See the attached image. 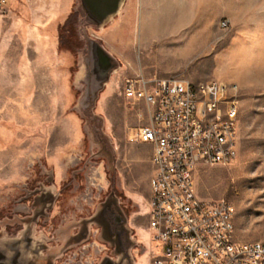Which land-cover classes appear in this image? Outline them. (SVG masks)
<instances>
[{
	"label": "rangeland",
	"instance_id": "374dc122",
	"mask_svg": "<svg viewBox=\"0 0 264 264\" xmlns=\"http://www.w3.org/2000/svg\"><path fill=\"white\" fill-rule=\"evenodd\" d=\"M177 8L188 15L182 24L156 32L152 14ZM88 38L116 62L97 96L87 88ZM139 72L238 87V155L198 165L196 191L235 205L238 240L264 241V0H125L101 28L85 23L80 0H17L0 26V236L32 230L40 264L75 254L71 264H99L108 248L115 258L104 224H94L110 203L126 210L136 264L157 254L153 147L136 139L147 110L123 93L124 78ZM97 167L101 193L87 180Z\"/></svg>",
	"mask_w": 264,
	"mask_h": 264
},
{
	"label": "built area",
	"instance_id": "2783aa9c",
	"mask_svg": "<svg viewBox=\"0 0 264 264\" xmlns=\"http://www.w3.org/2000/svg\"><path fill=\"white\" fill-rule=\"evenodd\" d=\"M15 1L0 0V26ZM123 93L147 110L136 139L153 147L149 228L159 250L151 264H264V241L236 236L235 205L202 199L195 185L198 165L238 155V87L139 72L124 78Z\"/></svg>",
	"mask_w": 264,
	"mask_h": 264
},
{
	"label": "water",
	"instance_id": "95a60500",
	"mask_svg": "<svg viewBox=\"0 0 264 264\" xmlns=\"http://www.w3.org/2000/svg\"><path fill=\"white\" fill-rule=\"evenodd\" d=\"M85 23L101 28L121 10L125 0H80ZM88 52L91 65L87 66L89 80L87 88L93 96L108 82L115 70V58L96 39L88 38ZM104 240L114 247L115 258L106 256L99 264H136L133 248L140 246L138 241L129 237L125 241L119 234L104 224ZM44 247L35 241L32 230L17 236H0V264H40Z\"/></svg>",
	"mask_w": 264,
	"mask_h": 264
},
{
	"label": "flooded vegetation",
	"instance_id": "af4514ba",
	"mask_svg": "<svg viewBox=\"0 0 264 264\" xmlns=\"http://www.w3.org/2000/svg\"><path fill=\"white\" fill-rule=\"evenodd\" d=\"M101 176H102V173H101L100 169L97 167L93 171L92 175L89 176L88 179H87L88 183L90 185H92V186H95L97 191H99L100 193L105 190V187L103 185H101V184L100 185H96L95 182ZM87 190L89 191V188H87ZM49 193L47 195H45V198H48L50 196ZM125 211H124V213H122L118 209L117 203H110L109 205L103 207V210L101 211V214L99 215L100 216L99 219L95 220L94 224L95 223H103V224L109 226L112 232L119 234L118 236L120 237V239L125 241L129 237V229H128V225H127L128 217H127V214H126ZM19 231L20 230H18L16 232V234H14V235L17 236ZM83 249L84 250L87 249V243H86L85 246H83ZM97 252H98V254L102 253L101 250H97ZM109 252H111V250L108 248V252H107L106 256L112 257V256L109 255ZM76 258H77V254H75L73 256V259H71V260L69 259L68 262H66V264L73 263ZM76 264H92V263L90 261L85 260L83 262L76 263Z\"/></svg>",
	"mask_w": 264,
	"mask_h": 264
},
{
	"label": "crops",
	"instance_id": "0c3cea01",
	"mask_svg": "<svg viewBox=\"0 0 264 264\" xmlns=\"http://www.w3.org/2000/svg\"><path fill=\"white\" fill-rule=\"evenodd\" d=\"M187 13H185V11H183L181 8H177V9H175L173 12H170V13H166V14H162V24L163 23H166V24H175L176 25V27H178V25L180 24H182V18H183V16H188V15H186ZM168 17H170V20L171 19H174L175 20V23H172V22H168L167 20H164V19H168ZM179 18V19H178ZM179 24H178V23ZM163 30V29H162ZM163 32H165V30L163 31ZM147 145H149V144H147ZM147 152H148V154H149V148L148 147H146V149H145ZM152 155H153V152H152ZM151 158H152V156H151ZM151 158H150V161H151ZM151 166H152V169H153V172H154V168H153V164H152V161H151ZM152 176H153V174H152ZM150 181H151V179H150ZM150 190H151V185H150Z\"/></svg>",
	"mask_w": 264,
	"mask_h": 264
},
{
	"label": "bare ground",
	"instance_id": "6f19581e",
	"mask_svg": "<svg viewBox=\"0 0 264 264\" xmlns=\"http://www.w3.org/2000/svg\"><path fill=\"white\" fill-rule=\"evenodd\" d=\"M162 14L160 13H153L151 18L152 26L155 27L156 32L162 29Z\"/></svg>",
	"mask_w": 264,
	"mask_h": 264
}]
</instances>
